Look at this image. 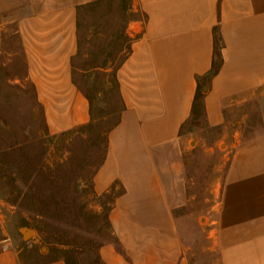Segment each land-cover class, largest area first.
Listing matches in <instances>:
<instances>
[{"label": "crops", "instance_id": "crops-1", "mask_svg": "<svg viewBox=\"0 0 264 264\" xmlns=\"http://www.w3.org/2000/svg\"><path fill=\"white\" fill-rule=\"evenodd\" d=\"M90 1L0 0L14 20L23 77L52 131L90 117L72 65L78 7ZM134 2L143 17L117 69L123 107L92 176L97 194L121 188L108 210L115 240L100 247V258L104 264H264V0ZM254 99L257 124L229 137V113ZM195 116L199 124L192 128ZM201 126L220 128L212 138L234 144L211 228L214 258L203 262L185 239L189 220L179 214L185 189L179 182L176 193L171 188L175 169L180 178L183 138ZM16 244L0 251V264H66L60 257L31 263Z\"/></svg>", "mask_w": 264, "mask_h": 264}, {"label": "rangeland", "instance_id": "rangeland-1", "mask_svg": "<svg viewBox=\"0 0 264 264\" xmlns=\"http://www.w3.org/2000/svg\"><path fill=\"white\" fill-rule=\"evenodd\" d=\"M11 15L0 3V251L16 244L20 227L27 226L33 231L16 244L28 255L24 260L60 257L66 264H104L99 249L115 240L108 210L121 188L97 194L92 176L104 157L108 130L123 107L117 69L139 34L142 13L134 0H92L78 7L73 80L89 100L90 117L60 131L47 126L34 86L23 77ZM255 103L248 101L229 113V137L235 129L254 128ZM198 124L195 116L189 126ZM208 129L184 136L180 178L175 169L171 181L174 193L178 182L185 189L179 214L189 220L185 239L201 262L214 258L209 246L216 229L211 228L234 147L230 139L212 138L221 135L220 128Z\"/></svg>", "mask_w": 264, "mask_h": 264}, {"label": "water", "instance_id": "water-1", "mask_svg": "<svg viewBox=\"0 0 264 264\" xmlns=\"http://www.w3.org/2000/svg\"><path fill=\"white\" fill-rule=\"evenodd\" d=\"M20 231H21L22 236H25V235L29 234L30 232H32L33 229L31 227L22 226V227H20Z\"/></svg>", "mask_w": 264, "mask_h": 264}, {"label": "trees", "instance_id": "trees-1", "mask_svg": "<svg viewBox=\"0 0 264 264\" xmlns=\"http://www.w3.org/2000/svg\"><path fill=\"white\" fill-rule=\"evenodd\" d=\"M217 66H218L217 62H214V65H213V68H212V72H215L217 70Z\"/></svg>", "mask_w": 264, "mask_h": 264}]
</instances>
